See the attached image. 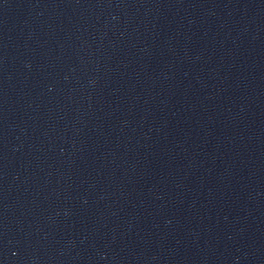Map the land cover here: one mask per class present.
<instances>
[{
    "label": "water",
    "instance_id": "obj_1",
    "mask_svg": "<svg viewBox=\"0 0 264 264\" xmlns=\"http://www.w3.org/2000/svg\"><path fill=\"white\" fill-rule=\"evenodd\" d=\"M0 264H264V0H0Z\"/></svg>",
    "mask_w": 264,
    "mask_h": 264
}]
</instances>
